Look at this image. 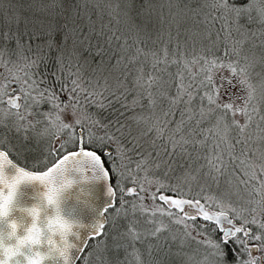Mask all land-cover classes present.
<instances>
[{
    "label": "snow or ice",
    "instance_id": "obj_1",
    "mask_svg": "<svg viewBox=\"0 0 264 264\" xmlns=\"http://www.w3.org/2000/svg\"><path fill=\"white\" fill-rule=\"evenodd\" d=\"M104 9L97 28L88 0H0V264H173L192 243L195 264H264V0ZM234 179L247 195H209Z\"/></svg>",
    "mask_w": 264,
    "mask_h": 264
},
{
    "label": "rangeland",
    "instance_id": "obj_2",
    "mask_svg": "<svg viewBox=\"0 0 264 264\" xmlns=\"http://www.w3.org/2000/svg\"><path fill=\"white\" fill-rule=\"evenodd\" d=\"M96 1L97 0H88V2L90 4H94ZM112 1H117V0H109V2H112ZM160 1L162 3H164V4L169 3V0H160ZM26 2L31 3L32 0H26ZM81 2H83V0H81ZM120 2H123V0H120ZM171 2L175 3L176 0H171ZM179 2L181 4H184V3H188L189 0H179ZM193 6H194V3H193ZM216 27H219V24H217ZM211 38L212 39H215V33L212 34V37ZM204 43L206 44L207 41L205 40ZM0 62H3V61L0 60ZM178 67H179L178 65L177 66H171L170 67V71H172L173 73H175ZM189 67H190L191 71L194 72V73L201 71L200 64H196V63H191L190 62ZM184 71H185V73H187L188 69H184ZM212 71L218 77V75H219L220 72H226L227 70L224 69V68H214ZM6 75H7V72L5 70L4 75L0 76V83H3ZM21 75L22 74H20V76H17L16 74H12L11 76L8 77L9 80L11 81L9 83L8 87L10 89H13L14 90V91H11L9 93V95L16 96V94L18 92H20V86L17 83H15V81L17 79H22V76ZM185 78L187 79V77H185ZM256 79H258V78L254 77V80H256ZM217 82H218V80H217ZM24 83H25V90L27 91L30 88V85L26 81ZM173 90H174V87H173ZM257 93H259V89H257ZM7 99H8L7 96L3 97L2 103H3L4 106H8L7 105ZM19 103L22 106L20 109H17L15 107L9 106V107H11V112L12 113H16L17 111H19V113H20L21 116H25L26 115L28 120H32V118H33L32 115L30 113H27L25 111V109L23 108V105L25 103L24 100L21 99L19 101ZM198 103H199V101L197 100V105H198ZM165 104H166V102H165ZM43 107L44 108H47L48 107L47 103H45L43 105ZM161 107H162L161 105H157V108H156V114L157 115L160 114ZM134 111L135 112H140L142 110L141 109H136ZM131 114L132 113H126L125 115H131ZM169 115H172L173 116V119L171 121L172 124L175 123V120L176 119H179L180 118V112H179V110H177L175 114L169 113ZM15 120H16V117L15 116H9L8 117V123H9L10 126L13 127V131H15V127H14V121ZM213 121H214V118H213V120L206 121V122H204L201 125V127L208 128L209 129V133H208L209 139L206 140V143H208V144H212L211 137L213 136V133L211 131V126H212ZM126 124H130L132 126V130H133L134 133L139 130V126L137 125V123L135 121H126ZM41 127H42V125H37L36 126L37 131H39V129ZM253 128H255V125H253ZM0 131H3V129H0ZM28 134L31 136L32 135V132L29 130ZM198 138H200V137H198ZM145 139H147V137H145ZM213 147H215L214 144H213ZM205 151H207V148H205ZM178 178H179V173L177 174L176 177H173V179H178ZM129 186H131V185H129ZM144 186H145V188H148L149 187V185L147 184V182H145V185ZM151 188L153 190H155L156 185L155 184L151 185ZM185 189L187 190V184H185ZM222 190L225 191L227 194L231 195L232 199H235V196H236L237 193L242 194V195H247V192L245 191V189L243 188V186L238 185V183H237V181L235 179L233 180V184L231 185V187H229L228 185H225L223 183V181H222L221 182V189H215L214 188L213 191L209 193V195L211 196V195L215 194V195L218 196V195L221 194V191ZM129 199L131 200V197H129ZM144 203L147 205V204H150L151 201L148 200V199H145ZM156 204L157 205H161L162 202L157 199ZM208 207H212L213 210H219L218 206L214 205L211 200L208 203ZM149 215H151V213H149ZM144 219H146V217L141 218V220H142V226H147V225H143V220ZM180 227H182V226L181 225L172 224L173 230L174 231H177L178 234H179L178 229ZM165 247H167V244H165ZM174 247H175V245H174ZM196 252H197L196 245L194 243H192V244H189L186 247H184L179 254H175L174 253L173 255H171V256H165L164 258L171 260L173 262V264H185V262H186V256H185V254H188V255L191 256L192 264H195V262L199 259V256L195 254ZM253 254L255 255V253H253Z\"/></svg>",
    "mask_w": 264,
    "mask_h": 264
},
{
    "label": "trees",
    "instance_id": "obj_3",
    "mask_svg": "<svg viewBox=\"0 0 264 264\" xmlns=\"http://www.w3.org/2000/svg\"><path fill=\"white\" fill-rule=\"evenodd\" d=\"M150 2L158 4V5L164 4L160 0H150ZM110 3L115 4V3H117V1L109 2V0H97L94 3V4L100 5V17L96 18L97 28H99L102 23L107 22L110 19L109 16L107 15V11L104 9V5H107ZM94 15H95V13H94ZM24 55H27V52H25ZM17 67L19 68V76H20V74H22L21 76L23 78L26 69L24 68L23 64L17 65ZM5 70L6 69L3 67V62H0V76L4 75ZM13 74H15V73H13Z\"/></svg>",
    "mask_w": 264,
    "mask_h": 264
},
{
    "label": "flooded vegetation",
    "instance_id": "obj_4",
    "mask_svg": "<svg viewBox=\"0 0 264 264\" xmlns=\"http://www.w3.org/2000/svg\"><path fill=\"white\" fill-rule=\"evenodd\" d=\"M85 187H87V186H85ZM21 188L23 189V191L25 192V193H27L28 194V196L26 197V199L28 200V202H31V196H32V193H33V189H32V187L31 186H28V187H24L23 185H21ZM103 194L98 190V189H96V190H93L92 192H91V195L90 196H88L87 197V199H89V200H97L99 197H101ZM85 211H86V209H85Z\"/></svg>",
    "mask_w": 264,
    "mask_h": 264
}]
</instances>
